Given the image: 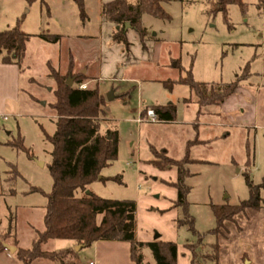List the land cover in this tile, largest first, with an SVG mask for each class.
<instances>
[{"label":"rangeland","instance_id":"rangeland-1","mask_svg":"<svg viewBox=\"0 0 264 264\" xmlns=\"http://www.w3.org/2000/svg\"><path fill=\"white\" fill-rule=\"evenodd\" d=\"M242 1L244 9L230 4L226 18L221 12L209 14L210 0L163 3L169 20L142 16L148 52L130 29L126 53L122 45L118 52L111 48L116 44L111 39L100 41L102 0H89L87 10L84 1L87 18L92 17L89 26L87 20L81 22L71 0H0V31L17 28L29 35L20 68L0 62V233L6 234L10 220V234L3 238L15 247L13 252L0 249V264H24L16 248L30 249L37 232L44 230L46 195L53 182L51 144L45 133L53 134L56 119L49 104L55 99L56 76L70 75L66 74L72 55V74L80 75L78 68L86 67L92 80L87 88L98 86L104 93L101 133L115 130L119 139L116 159L101 171L119 181L95 180L89 189L107 199L135 200L141 212L156 208L168 194L159 178L148 177L147 161L160 151L181 159L188 141L207 140L189 148L193 162L187 165L190 174L184 183L189 186L186 199L195 229L205 233V243L212 242L207 233L215 225L210 205L247 199L245 173L254 185L264 183V6L258 7L257 0ZM79 32L92 38L74 39ZM40 33L58 35L59 42L44 41ZM117 60L121 68H116ZM101 63L96 84L93 79ZM189 74L194 81L207 83V89L235 79L238 87L223 101L224 108L221 103L208 104L198 113L187 85L175 82L169 88L163 83ZM109 91L111 99L106 97ZM166 103L175 106L173 121L140 116L141 110ZM259 193L264 207V186ZM144 196L149 199L140 201ZM146 211L141 219L152 237L168 229L167 218L156 209ZM192 241L195 237L184 227L177 228V245ZM78 245L69 239H49L41 249L68 250L67 258H40L30 264H134L128 242ZM142 254L145 263L156 264L148 247Z\"/></svg>","mask_w":264,"mask_h":264},{"label":"trees","instance_id":"trees-1","mask_svg":"<svg viewBox=\"0 0 264 264\" xmlns=\"http://www.w3.org/2000/svg\"><path fill=\"white\" fill-rule=\"evenodd\" d=\"M78 9V17L83 23L87 20L84 0H71ZM174 0H110L101 5V14L106 21L114 24L111 31V41L122 45L126 53L130 52V42L127 39L128 30H134L143 49H146L147 31L142 23L143 14L169 20V14L164 10L163 3ZM184 1V0H178ZM230 4H237L241 9L245 5L242 0H210L209 14L221 12L226 18ZM257 6L263 7L264 0H257ZM129 27L125 29V24ZM39 37L47 42L55 43L58 35L40 33ZM29 35L17 28L0 31V62L22 66L26 42ZM73 60L67 74L73 79L76 87L66 84L65 75L56 76L57 86L54 89L55 99L49 105L55 112L54 132L45 133V139L51 144V163L49 172L52 177V190L46 195L45 213L43 217L44 230L37 232L30 249L16 248L18 258L24 264H30L35 259L63 261L69 251H43L41 245L49 239H69L87 246L97 241H124L129 243L130 257L134 264H147L143 261L142 249L148 247L156 264H177L176 242L163 240L160 237L149 242L135 238L136 202L132 199H107L96 195L89 189L95 180H115L119 177H104L103 168L115 160L118 154V133L106 130L101 133L100 118L104 115V97L98 86L80 89L77 86L84 81V75L72 74ZM189 87L196 97L198 113L208 104H220L233 94L238 87V80L217 84V89H207V83L196 82L191 75L176 80H166L163 83L171 88L175 83ZM152 109L155 119L173 121L175 106L172 103L158 104L141 110L140 116L146 117V111ZM207 140L195 139L186 144L185 155L174 159L165 151L155 152V157L147 162L160 170L174 168L177 176L175 181H163L175 188L176 198L171 208L178 211L175 223L177 228L184 227L195 241L185 243L191 251V264H217L219 255L218 235L222 233L225 221H233L239 212L247 208L259 210L263 207L259 189L264 186L254 185L247 173L245 182L248 188V198L235 204H211L215 225L207 233L213 237L212 242L205 243V233H199L194 226V217L189 213V203L186 199L189 186L184 178L189 175L187 165L193 162L188 155L189 148L196 144H204ZM248 147V145H247ZM249 150V148H248ZM250 152H247L249 156ZM38 190L37 188H32ZM163 213V210L156 209ZM8 222L6 234H10L11 224ZM1 234V233H0ZM0 235V249H6L4 235ZM4 237V238H3ZM200 247H202L200 249ZM251 264L246 256L242 257Z\"/></svg>","mask_w":264,"mask_h":264},{"label":"crops","instance_id":"crops-1","mask_svg":"<svg viewBox=\"0 0 264 264\" xmlns=\"http://www.w3.org/2000/svg\"><path fill=\"white\" fill-rule=\"evenodd\" d=\"M85 1V9L87 10V3L89 0ZM110 0H102L101 4ZM63 2V1H62ZM91 18H87V24L91 23ZM86 24V25H87ZM85 25V26H86ZM114 24L105 20V18L100 14V41L103 44L107 40L111 39V30ZM77 34L74 39H88L92 38V35H80ZM96 36V35H94ZM59 42V40L57 41ZM55 42V43H57ZM146 44V50L148 52V45ZM117 52L120 48V45L115 44L112 45ZM104 48V47H103ZM121 56L123 55V51L119 53ZM118 54V55H119ZM73 56V55H72ZM73 60V57H72ZM73 60V66H74ZM101 65V66H100ZM98 68L99 74L94 76L95 78L93 81L98 84L100 71L103 70V64L101 63ZM116 68H121L122 63L120 60L115 61ZM72 66V71H73ZM78 72L84 75V82L86 84V88L90 85V81L88 79V70L84 66H80L78 68ZM98 76V77H97ZM95 86H91L93 88ZM101 91V90H100ZM103 92L101 91V94ZM104 94V93H103ZM225 103L222 102L220 104L221 109L224 108ZM151 167L148 169V177L152 178L154 175L155 178H159L160 182L162 183V187L164 191L167 192L168 196L163 195L162 202L158 203L159 206L156 208L149 207L145 208L143 212H141V207L137 201L136 202V227H135V238L142 242H149L153 240L152 231L150 228H146L143 225V220L141 219L142 216L146 215L145 210L151 211L152 209L163 210V213H159L160 216L167 218L168 229L160 231L159 235L160 238L163 240H176L177 235V226L175 223V218L177 217L178 211L175 208H171L172 201L176 198V190L175 188L166 185L163 181H175L176 180V170L174 168L171 169H163L160 170L155 168L153 165L148 164ZM144 173V172H143ZM147 174V173H144ZM156 198L158 196H155ZM149 197L144 196L140 198V201H146ZM146 211V212H147ZM141 212V214H140ZM154 212V210H153ZM140 215V216H139ZM148 215V214H147ZM149 215H152L149 213ZM141 220V221H140ZM224 230L221 234L218 235V243H219V255H218V262L217 264H247V260H243L242 257L246 256L249 259L251 264H264V207L260 208L259 210H254L251 208L245 209L243 212H239L233 218V221H225L224 223ZM98 242V241H97ZM177 245V244H176ZM177 264H191V251L185 246L184 244L177 245Z\"/></svg>","mask_w":264,"mask_h":264},{"label":"water","instance_id":"water-1","mask_svg":"<svg viewBox=\"0 0 264 264\" xmlns=\"http://www.w3.org/2000/svg\"><path fill=\"white\" fill-rule=\"evenodd\" d=\"M128 27H129V24L126 23L125 24V29H127ZM174 65H175V63H174ZM66 84L69 85V86H72L73 85V79H72V77L70 75H68V77L66 78ZM106 97L108 99H111L113 97V92L112 91H109L106 94ZM42 103L44 104V102H42ZM40 165H42V164L40 163ZM159 237H160L159 233H155V235L153 236V239H157ZM79 247H81L80 244L78 245L77 248H79ZM6 249H8L9 251L13 252L15 250V247L14 246L7 245L6 246Z\"/></svg>","mask_w":264,"mask_h":264},{"label":"built area","instance_id":"built-area-1","mask_svg":"<svg viewBox=\"0 0 264 264\" xmlns=\"http://www.w3.org/2000/svg\"><path fill=\"white\" fill-rule=\"evenodd\" d=\"M77 87L80 88V89H83V88H86V84H85V83H81V84H79ZM146 117H149V118H151L152 120L155 119V115H154V112H153L152 109H148V110L146 111ZM89 264H94V263L90 261Z\"/></svg>","mask_w":264,"mask_h":264}]
</instances>
